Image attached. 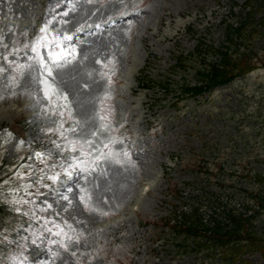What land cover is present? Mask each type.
I'll use <instances>...</instances> for the list:
<instances>
[{
	"label": "rangeland",
	"instance_id": "1",
	"mask_svg": "<svg viewBox=\"0 0 264 264\" xmlns=\"http://www.w3.org/2000/svg\"><path fill=\"white\" fill-rule=\"evenodd\" d=\"M246 2L257 34L237 42L258 68L176 100L198 65L176 56L223 45ZM0 68V130L13 134L0 139V264H220L167 220L191 206L206 220L216 179L230 191L239 167L264 171V0H0ZM143 182L155 186L141 197Z\"/></svg>",
	"mask_w": 264,
	"mask_h": 264
},
{
	"label": "trees",
	"instance_id": "2",
	"mask_svg": "<svg viewBox=\"0 0 264 264\" xmlns=\"http://www.w3.org/2000/svg\"><path fill=\"white\" fill-rule=\"evenodd\" d=\"M248 3L243 5V15L234 25L233 23H225L224 37L225 44L222 46H207L199 44L194 52L188 56H177V68L184 69L187 61L192 58L197 59L198 67L195 69L197 80L194 84H190L188 80H183L180 86V94L176 100H187L201 95L203 92L209 91L219 85L227 84L245 73L251 72L258 67L256 57L251 51H246L248 47L244 43L237 42L238 39L250 40L249 37L256 35V26L253 22V13L244 11ZM243 48V49H242ZM212 58V61H208ZM255 59V61H254ZM208 62L203 66L202 63ZM161 87L166 88L168 83H159ZM33 147L37 148V145ZM246 177L255 182H264V174L255 172ZM251 203L259 204L260 209H264V193H252ZM252 208V205H247ZM259 213L254 211L253 215L248 217L235 216L231 211L227 212L225 220L214 219L211 224L202 223L198 218L191 219L183 215V219L177 221L172 227L178 234L185 237H198L194 241L196 247L204 246V252L218 255L221 258H229L237 253L244 246L238 241L246 240L251 246H256L264 255V225L261 231L256 230L255 221ZM194 216H198L194 209ZM204 240V242L202 241ZM242 264H248L243 261Z\"/></svg>",
	"mask_w": 264,
	"mask_h": 264
},
{
	"label": "snow or ice",
	"instance_id": "3",
	"mask_svg": "<svg viewBox=\"0 0 264 264\" xmlns=\"http://www.w3.org/2000/svg\"><path fill=\"white\" fill-rule=\"evenodd\" d=\"M65 39L70 40L71 37L67 36L65 37ZM57 47H59V45H57ZM32 51H37V48H33ZM52 61V63L57 67H63V63L62 62H66V55L64 53H55L53 52L52 54H50L49 57ZM40 67L43 68L48 76H52V68L48 67L47 65L44 64L43 59H41L40 61ZM4 69L0 68V73H3ZM48 95V93L46 92V96ZM66 98V97H65ZM5 135H7L8 137H11L13 134L10 132H7V130H0V139H2ZM21 144L23 143V141L20 142ZM38 157L41 155L40 153L36 154ZM51 179L55 180L57 179V177H51Z\"/></svg>",
	"mask_w": 264,
	"mask_h": 264
},
{
	"label": "bare ground",
	"instance_id": "4",
	"mask_svg": "<svg viewBox=\"0 0 264 264\" xmlns=\"http://www.w3.org/2000/svg\"><path fill=\"white\" fill-rule=\"evenodd\" d=\"M114 192L115 194H118V195L121 194L123 197H126L129 193V190H126L124 187L119 188L118 186V188L114 189Z\"/></svg>",
	"mask_w": 264,
	"mask_h": 264
}]
</instances>
